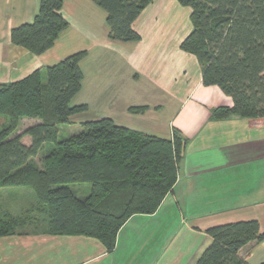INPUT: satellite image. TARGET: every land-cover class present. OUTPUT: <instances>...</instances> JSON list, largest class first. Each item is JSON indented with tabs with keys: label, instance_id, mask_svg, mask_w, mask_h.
<instances>
[{
	"label": "crops",
	"instance_id": "0c3cea01",
	"mask_svg": "<svg viewBox=\"0 0 264 264\" xmlns=\"http://www.w3.org/2000/svg\"><path fill=\"white\" fill-rule=\"evenodd\" d=\"M63 1L69 26L35 55L13 44L11 31L34 21L40 0H0V83L87 51L81 89L71 103L93 111L81 123L111 118L165 139L176 132L187 139L186 153L158 210L133 215L112 251L94 237L16 233L0 238V264H198L213 241L209 227L257 219L264 233V117L212 118L233 99L219 86L204 85L198 59L182 50L193 30L191 20L184 22V6L154 0L133 23L141 39L126 42L110 37L108 13L95 1ZM142 106L148 107L143 113L129 110ZM239 254L264 264V239Z\"/></svg>",
	"mask_w": 264,
	"mask_h": 264
},
{
	"label": "trees",
	"instance_id": "16d2710c",
	"mask_svg": "<svg viewBox=\"0 0 264 264\" xmlns=\"http://www.w3.org/2000/svg\"><path fill=\"white\" fill-rule=\"evenodd\" d=\"M107 13L110 37L136 41L133 23L154 0H93ZM190 7L192 32L182 50L196 56L204 85H216L233 99L231 107L214 109L213 119L264 117V0H176ZM63 0H40L32 23L14 27L13 44L35 55L50 49L69 22ZM87 51L37 69L25 78L0 83V115L8 118L0 130V189L26 187L35 204L18 214L0 216V238L12 234L83 235L99 239L109 251L119 231L136 214L155 213L178 178L187 139L146 134L117 125L111 118L81 123V130L60 139L59 128L72 115L88 110L72 105L80 91V62ZM147 106L131 107L143 113ZM23 118L39 119L13 136ZM24 135L31 144L23 143ZM52 142L41 164L33 161ZM91 184L90 194L78 196L70 183ZM212 237L198 264H250L239 251L263 240L257 219L209 227Z\"/></svg>",
	"mask_w": 264,
	"mask_h": 264
},
{
	"label": "rangeland",
	"instance_id": "374dc122",
	"mask_svg": "<svg viewBox=\"0 0 264 264\" xmlns=\"http://www.w3.org/2000/svg\"><path fill=\"white\" fill-rule=\"evenodd\" d=\"M166 1H170L172 4H175L174 0H166ZM177 5L179 4L177 3ZM190 9H191L190 7H185V6L184 8H181V10L184 12L182 16L184 18V22L187 23L186 24L187 26H188V22L190 19L186 18V14L189 15ZM71 103L73 104L72 101ZM92 113L93 111L88 109L86 111H83L82 113L74 115V117L71 116V118L72 117L73 118H72V121H70V123L63 124L60 126L58 137L62 139V138L69 137L72 134L78 133L81 130V121L85 120V118H92L90 117L91 115H93ZM39 121H40L39 119L23 118L21 120V123L18 129L13 133V136L21 134L22 132L25 131L26 128H28L29 126ZM7 122H8V118L4 115H0V130L2 126H4V124H7ZM22 141L26 145L27 144L30 145L31 137L29 135H24L22 138ZM52 145H53L52 142L45 143L44 146L40 149L38 155L33 158V161L36 162L37 164H41L43 153L48 148H50ZM68 185L77 193L78 196H87L90 194L91 184L88 182L70 183ZM35 199H36L35 194L31 192L29 188H26V187L2 188L0 190V216H3L5 211H9L10 213H13V214H18L19 212L26 210L29 207H32V204H35V201H36ZM153 225L154 224L152 223V227ZM152 227L148 226V228H152Z\"/></svg>",
	"mask_w": 264,
	"mask_h": 264
}]
</instances>
